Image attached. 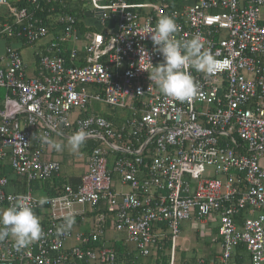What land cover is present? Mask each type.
<instances>
[{
  "label": "built area",
  "instance_id": "1",
  "mask_svg": "<svg viewBox=\"0 0 264 264\" xmlns=\"http://www.w3.org/2000/svg\"><path fill=\"white\" fill-rule=\"evenodd\" d=\"M26 1L0 0V42H10L0 55V209L26 198L44 235L20 251L0 241V264H178L186 221L217 222L218 253L194 264H264V0H73L89 31L56 9L63 0ZM163 15L219 61L210 76L188 69L200 94L186 103L147 72L162 60L148 34ZM14 42L39 45L34 67ZM81 128L92 147L77 185L55 187L43 206L31 186L7 191L6 168L28 183L59 178L50 156L61 151L43 137ZM68 214L75 223L58 234Z\"/></svg>",
  "mask_w": 264,
  "mask_h": 264
},
{
  "label": "clouds",
  "instance_id": "2",
  "mask_svg": "<svg viewBox=\"0 0 264 264\" xmlns=\"http://www.w3.org/2000/svg\"><path fill=\"white\" fill-rule=\"evenodd\" d=\"M178 31L179 26L173 17L163 15L158 18L148 35L154 52L158 53L162 60L157 65H152L151 71L147 72L151 85L158 87L163 96L186 103L200 94L199 85L188 69L210 76L219 61L211 51L205 49L201 36H193L190 39L177 38ZM85 128L68 137V145L73 153L78 152L89 138L90 133ZM43 142L56 151H61L64 147L48 136L43 137ZM47 202L48 198L42 196L33 203L43 206ZM74 223V216L66 215L57 233L63 234L70 230ZM43 235L39 217L35 214L33 206L26 202V198L17 196L9 207L0 209V241L11 237L14 241L13 247L20 251L41 239Z\"/></svg>",
  "mask_w": 264,
  "mask_h": 264
},
{
  "label": "rangeland",
  "instance_id": "3",
  "mask_svg": "<svg viewBox=\"0 0 264 264\" xmlns=\"http://www.w3.org/2000/svg\"><path fill=\"white\" fill-rule=\"evenodd\" d=\"M12 3H17L18 0H8ZM149 2L150 0H145ZM85 31H89L87 25L84 24ZM92 29V28H91ZM94 30V29H93ZM45 43V41L41 42V44ZM38 46L34 48L23 47L21 49V54L24 62L31 66L33 64V51L38 49ZM95 109L98 110L101 114H109L111 113V109L105 104H97ZM122 112L119 111V114ZM60 143L64 146L62 149V153L58 154L59 161L62 162V174L65 176L71 175H80L83 174V171L77 170L76 167H73V162H84L87 156L88 151L84 146L76 152L73 153L71 147L68 145V139H59ZM113 160V158H110ZM80 168V167H78ZM209 176H212L211 173H208ZM217 222H211L207 228L201 227L199 224H195L193 221H186L181 226V234L179 237V251L177 254V263H181L182 260L187 258L190 255H195L200 257H204L206 255V250L208 243H212L217 239ZM115 237L114 232H110L108 234V238ZM73 242L70 241L67 243V247H71ZM131 249L134 247L129 245ZM145 264H152L150 261L142 260Z\"/></svg>",
  "mask_w": 264,
  "mask_h": 264
},
{
  "label": "trees",
  "instance_id": "4",
  "mask_svg": "<svg viewBox=\"0 0 264 264\" xmlns=\"http://www.w3.org/2000/svg\"><path fill=\"white\" fill-rule=\"evenodd\" d=\"M131 2H138V1H145V0H130ZM64 4L62 6H59L56 4V9L59 10H67L73 13L77 14V17L80 21L79 27L82 30L84 29V24L88 25L89 19L88 16L83 14L81 11V6L73 0H63ZM17 4L19 7H23L27 5L26 0H19L17 1ZM34 62H36L35 58L33 57ZM107 118L113 120L114 115L109 113ZM115 118V117H114ZM92 144L90 146V151H91ZM4 175L9 176L10 179V185L9 189L7 191L11 192H18V193H27L29 186H31V190L33 191V194L35 196H49L53 197L57 195V191L55 187L62 186L63 184L66 183H72L73 185H77V181H69L63 178H55L53 181H48L45 183L41 182H30L28 183L27 180L24 178L22 179L21 177H18L14 174L13 170L11 168H6L3 172ZM167 248H169V245H166ZM117 250L119 251L120 255H122L123 252H125V249H122L120 246H117ZM158 262V261H157ZM195 261L189 260L187 261V264H194Z\"/></svg>",
  "mask_w": 264,
  "mask_h": 264
},
{
  "label": "crops",
  "instance_id": "5",
  "mask_svg": "<svg viewBox=\"0 0 264 264\" xmlns=\"http://www.w3.org/2000/svg\"><path fill=\"white\" fill-rule=\"evenodd\" d=\"M88 25H91V26H93L94 25V22H93V20H90L89 19V24ZM10 44V42H8V41H2V42H0V55H3L4 54V51H5V48H6V46L7 45H9ZM12 45L14 46V47H16V48H19L20 49V51H21V49L23 48V47H21L17 42H14V43H12ZM43 44H41V46H42ZM34 60V59H33ZM35 62L33 61V64L31 65V67H34V64ZM104 116H108V114H103ZM59 139H68L67 137H59V136H55L54 138H53V140L56 142V143H60V141H59ZM61 144V143H60ZM90 146H91V143L90 142H87L86 141V143L84 144V147L86 148V150L88 151V153H87V156H86V158H85V161L84 162H73V167L75 168L76 167V169L77 170H81V171H83V174H84V172H85V168H86V160H87V157H88V155H89V153H90ZM61 153H62V150H61ZM60 152L58 153V154H61ZM58 154H53L52 156H50V159H52V160H56V161H58V162H60L59 161V158H58ZM61 163V173H60V175H59V178H63V179H66V180H69V181H77V184H78V182H79V179H80V177L82 176V174H80V175H71V176H65V175H63L62 174V162H60ZM78 167H80V168H78ZM9 189V188H8ZM39 197V196H38ZM207 245V249L208 250H206V255L204 256L205 258H211V257H213L215 254H217L218 253V247L215 245V243L213 242V244L212 243H208V244H206ZM188 261L189 260H192L193 259V261H195V259L196 258H199L198 256H195V255H190V256H188Z\"/></svg>",
  "mask_w": 264,
  "mask_h": 264
}]
</instances>
